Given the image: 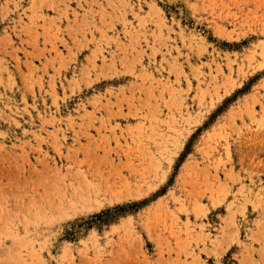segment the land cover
<instances>
[{
	"label": "rangeland",
	"instance_id": "1",
	"mask_svg": "<svg viewBox=\"0 0 264 264\" xmlns=\"http://www.w3.org/2000/svg\"><path fill=\"white\" fill-rule=\"evenodd\" d=\"M113 248L264 262V0H0V264Z\"/></svg>",
	"mask_w": 264,
	"mask_h": 264
},
{
	"label": "snow or ice",
	"instance_id": "2",
	"mask_svg": "<svg viewBox=\"0 0 264 264\" xmlns=\"http://www.w3.org/2000/svg\"><path fill=\"white\" fill-rule=\"evenodd\" d=\"M93 164L97 163V161H92ZM101 166L102 163H101ZM85 170H87V164L84 165ZM223 254V249H221V253ZM106 256L108 258L109 264H130V258H126L123 256V254L118 253V249L113 248L111 252L106 253ZM93 257L91 255H87L82 259H78L77 264H92ZM48 264H56L55 259H52L48 262ZM99 264H105L104 259H101ZM207 264H212L211 260L207 261ZM216 264H223V262L220 260V255L216 256ZM231 264H235V261H232ZM264 264V262H262Z\"/></svg>",
	"mask_w": 264,
	"mask_h": 264
},
{
	"label": "bare ground",
	"instance_id": "3",
	"mask_svg": "<svg viewBox=\"0 0 264 264\" xmlns=\"http://www.w3.org/2000/svg\"><path fill=\"white\" fill-rule=\"evenodd\" d=\"M6 223V222H5ZM2 225V224H1ZM2 230V229H1ZM3 230H4V228H3ZM2 234V233H1ZM15 240V239H14ZM28 242V241H27ZM12 254V253H11ZM14 255V254H13ZM13 257V256H12ZM8 260H9V258H8ZM16 260V258L14 259V262H12V264H19L18 262V260L17 261H15ZM13 261V260H12ZM10 263V262H9ZM20 264H22V263H20ZM26 264V263H25Z\"/></svg>",
	"mask_w": 264,
	"mask_h": 264
}]
</instances>
